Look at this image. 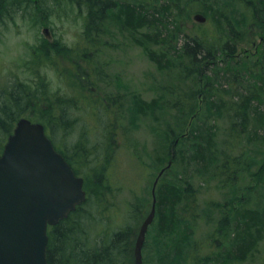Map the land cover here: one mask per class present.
Returning a JSON list of instances; mask_svg holds the SVG:
<instances>
[{
    "label": "rangeland",
    "instance_id": "obj_1",
    "mask_svg": "<svg viewBox=\"0 0 264 264\" xmlns=\"http://www.w3.org/2000/svg\"><path fill=\"white\" fill-rule=\"evenodd\" d=\"M103 1L111 3L114 0H100ZM155 1L157 10L165 2H172ZM217 1L223 8L228 6L235 11L237 21L242 18L250 22L251 16L246 12L243 0H185L184 5L182 3L179 8L174 5L170 10L168 21L172 30L177 31L179 27L185 35L202 33L206 28L211 31L214 29L210 23L211 16L203 10L205 6L217 5ZM138 3L142 1L138 0ZM114 4H111L110 9L107 6L104 14L100 16L102 20L106 19L104 29L107 34L102 36L96 59L89 63L88 59L81 58L87 52L84 48L88 13L85 3L70 0H17L13 4L8 2L7 13L2 15L0 22V96L5 94L4 89L7 88L4 82L10 83L14 81L13 77H19V81L29 82L28 85L34 88L44 82L49 92L72 105V99L76 98V103L79 104L73 107L75 113L71 111L69 116H78L80 119L71 125L79 128L75 140L79 141L86 158L79 160L69 150L66 130L59 129V132L51 136L56 146L66 152L82 177L88 180L92 177L88 171H92L90 168L93 166L87 167V163H91L98 156H103L105 167H110L123 177L119 178L120 190L114 198L119 215L115 216L110 208L112 219L123 218L121 212H124V202L133 201L135 195L146 197L150 194L153 199L154 182L165 169L157 188L179 181L184 176L182 178L187 177L189 188L195 196L194 199L185 197V217L195 227L194 237L192 235L189 244L194 240H200L203 245L209 239L218 242L223 231H217V228L224 226L225 219L226 224L235 226L236 219L245 209H258L260 201L264 200V142L261 141L264 140V126H257L258 122L253 117V135L257 131L259 140L242 150V146H235L239 130L230 129L225 113L220 121L212 124L217 128L214 131V155L219 162L212 164L210 168L199 166L194 150V140L197 137L195 132L196 129L208 128L206 120L198 121V117L209 114L208 100L206 98V102L203 101V94L198 97L199 109L187 117L184 125L182 122L188 112L183 110V102L194 103L191 100L199 90L198 80L195 81L196 68L189 59H180V54L172 50L171 60L164 62L159 69L136 42V39L141 38L140 34L127 31L116 20L117 9L113 8ZM196 14L204 15L207 21L201 23L194 20ZM239 32L242 35H239L241 41L237 42L236 60L241 54H249L251 60H257L259 46L264 42V27L256 25L251 29L242 28ZM185 35L182 33L180 38L179 34H175L173 40L169 39L170 44L178 47V41L184 39ZM43 40L55 47L66 48L71 53H60L53 58L55 68L52 69L41 59L33 58L35 50ZM73 64L85 67L87 71L88 65L97 66L94 75H87V78L92 77V82L88 81L91 84L90 89L85 88L82 79L74 74ZM205 67L206 63L200 66L203 70ZM206 74L209 76V72L204 73ZM225 81L220 79L219 85H224L226 104H240L238 102L241 98ZM72 90H75L76 96H72ZM210 100L215 101V98L211 97ZM100 102L110 104L119 112L111 110L110 114L114 113L108 114L104 106H98ZM84 106L88 107L85 111ZM140 106H143L141 113L138 111ZM258 111L263 112L264 106H259ZM24 117L46 119L45 114L41 115L35 110ZM89 129L93 131L89 133ZM182 136L187 140L181 142L179 138ZM172 143L177 144V147ZM101 147L105 148V155H101ZM170 151H173V157ZM237 156L242 157L243 162H236ZM105 157L109 159L108 164ZM247 157L253 159L252 165L247 170H242ZM169 185L171 184L165 186ZM188 214L194 215L196 221ZM189 244L184 247V253L188 256L195 252L191 258L199 256L197 252L201 253L200 248L195 249L194 243L191 246ZM220 246L218 242L214 249L218 251ZM143 261L144 264H163L157 258L152 243L148 246L145 244ZM239 264H260V261L249 259Z\"/></svg>",
    "mask_w": 264,
    "mask_h": 264
},
{
    "label": "trees",
    "instance_id": "obj_2",
    "mask_svg": "<svg viewBox=\"0 0 264 264\" xmlns=\"http://www.w3.org/2000/svg\"><path fill=\"white\" fill-rule=\"evenodd\" d=\"M16 1L0 0V22L2 15L7 13V3L13 4ZM70 1L83 2L88 7L84 41V48L87 52L77 55L88 59L89 63L96 59V51L99 50L102 43V36L107 34L104 29V20L106 19L102 20L100 16L104 14L107 6L110 9L112 3H115L113 8L117 9L116 20L122 23L127 31L140 34L141 38L136 39V42L159 69L164 62L171 60L172 50L180 54V59L182 57L186 60L189 59L191 65L196 68L195 81L198 80L197 87L200 91L195 92L194 99L191 100L194 103L183 102V110L188 111L186 118L182 119L183 125L186 123L187 117L199 109L198 97L200 94H203L204 102H206V98L208 100L209 114L198 117V121L206 120L208 128L196 129L195 132L197 137L194 140V150L199 166L210 168L212 164L219 162L214 155L216 151L214 131H217V128L212 124L220 121L225 113L230 123V129L239 130L236 136V148L242 146V150H245L252 142L256 143L259 140L257 131L253 135L255 127L252 121L254 117L258 122L257 126H264V111H258L259 106H264V42L259 46L258 59L255 61L250 59L249 54H241L238 56V60L235 55L238 52L236 50L237 42L241 41L239 38V35H242L239 32L240 29L241 31L242 28L249 29L250 27L251 29L256 25L264 27V0H243L245 1V10L251 16L250 22L249 20L244 21L242 18L237 21L234 15L235 11H232L228 6L223 8L219 1L212 7L205 6L203 12L211 16L210 23L214 29L210 31L206 28L202 33L186 35L179 27L177 31L172 30L171 23L168 21L170 10L174 8V5L179 8L182 3L184 5L185 0L165 2L161 5L160 10L156 8L155 0H141L142 3H138V0H114L111 3L100 2V0ZM96 10H98L97 13ZM182 33L185 38L178 41V47L175 44H170L169 39L173 40L176 37L175 34H179L181 38ZM69 51L66 48L55 47L43 40L35 50L33 58L41 59L53 69L55 68L53 58L60 53H71ZM91 53H93L92 56H90ZM205 63L207 67L203 70L200 66ZM87 67L89 71L85 67L73 64L72 69L74 74L84 82L83 86L90 89L91 84L88 81L92 77L87 78V75H94L97 66L94 67L93 64H90ZM205 72H209V76L204 75ZM200 75L202 76L200 77ZM12 79L14 81L10 83L4 82V86L7 88L4 89L5 94L0 96V153L3 152L17 122L21 118H26L25 114L35 110L41 115L45 114L46 119L30 118V120L45 126L57 151L64 156L76 174L81 176L69 156L56 146L52 137L53 134L60 131L59 129L66 130L69 150L76 154L79 160L86 158L81 151L79 141L75 140L79 128L71 125L80 119L78 116H69L73 107L79 104L76 103V98L72 99L74 103L72 105L60 96L49 92L44 82L34 88L28 85L29 82L19 81V77ZM220 79L226 80L224 83L235 90L237 96L241 98V101L238 102L240 104L234 102L226 104L224 85L222 83L219 85ZM71 94L76 96L75 90H72ZM211 97H214L215 101H211ZM100 105L104 106L108 114L111 110L119 112V110L113 109L110 104L105 105L100 102L98 106L100 107ZM87 108L84 106V111ZM138 111L141 113L143 106L138 107ZM120 114L123 115L122 112ZM134 117L138 119L136 115ZM92 131L93 129H89V133ZM185 136L179 140L181 139V142L187 140ZM261 141L264 142V140ZM172 144L177 147V144ZM100 152L101 155H105V148L101 147ZM170 152L173 157V151ZM237 157L236 162H243L242 157ZM252 160L247 157L242 170H247V167L252 165ZM103 162V156H98L91 163H87V167L93 166L90 168L92 171H88L93 178L90 177L88 180L83 177L88 195L86 202L80 205L67 219L49 229L47 248L49 264H135V242L141 224L150 212L152 199L150 194L146 197L135 195L133 201L124 202V212H121L123 218L113 220L110 212L115 216L119 215L116 210L119 208H116L114 198L116 192L120 190L119 178L123 179V177L119 172L116 173L110 167H105ZM105 162L109 163L108 157H105ZM182 177L184 176H181L179 181L166 183L171 184L169 186L164 184L163 187L157 188L156 219L149 228L145 243L147 246L149 243L155 246L157 258L163 264H239V262L242 263L249 259H259L260 264H264V200L260 201L258 209H245L243 214L236 219L235 226L231 223L226 224L227 219L224 220V226L217 228V231H223L218 239L221 244L218 251L214 249L218 242L210 239L205 245L200 240H194L189 244L192 235L195 234V227L185 217L184 205L185 197L194 199L195 196L189 188L190 182L187 177ZM110 208L113 210L109 212ZM188 216L193 217L191 219L194 222L196 221L194 215L188 214ZM193 243L194 248H200L201 253L197 252L199 256L191 258L195 252L189 253L187 256L184 253V247L188 244L191 246Z\"/></svg>",
    "mask_w": 264,
    "mask_h": 264
},
{
    "label": "water",
    "instance_id": "obj_3",
    "mask_svg": "<svg viewBox=\"0 0 264 264\" xmlns=\"http://www.w3.org/2000/svg\"><path fill=\"white\" fill-rule=\"evenodd\" d=\"M194 20L206 18L196 14ZM171 163H169L170 167ZM157 177L151 210L136 239L135 264L157 214ZM87 200L84 179L54 147L41 123L21 118L0 153V264H49V228Z\"/></svg>",
    "mask_w": 264,
    "mask_h": 264
}]
</instances>
